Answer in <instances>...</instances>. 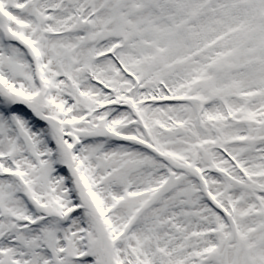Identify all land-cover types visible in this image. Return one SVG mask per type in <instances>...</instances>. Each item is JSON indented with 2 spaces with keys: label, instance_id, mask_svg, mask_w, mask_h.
<instances>
[{
  "label": "snow or ice",
  "instance_id": "obj_1",
  "mask_svg": "<svg viewBox=\"0 0 264 264\" xmlns=\"http://www.w3.org/2000/svg\"><path fill=\"white\" fill-rule=\"evenodd\" d=\"M0 264H264V0H0Z\"/></svg>",
  "mask_w": 264,
  "mask_h": 264
}]
</instances>
